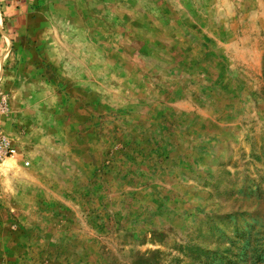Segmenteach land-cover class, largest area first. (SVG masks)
<instances>
[{
  "label": "rangeland",
  "instance_id": "obj_1",
  "mask_svg": "<svg viewBox=\"0 0 264 264\" xmlns=\"http://www.w3.org/2000/svg\"><path fill=\"white\" fill-rule=\"evenodd\" d=\"M3 143L0 264H264V0H0Z\"/></svg>",
  "mask_w": 264,
  "mask_h": 264
},
{
  "label": "built area",
  "instance_id": "obj_2",
  "mask_svg": "<svg viewBox=\"0 0 264 264\" xmlns=\"http://www.w3.org/2000/svg\"><path fill=\"white\" fill-rule=\"evenodd\" d=\"M2 146H3V147L6 146L5 143H3L2 145H0V150L2 149ZM5 152L13 153V149H11V148H7V147H6Z\"/></svg>",
  "mask_w": 264,
  "mask_h": 264
}]
</instances>
